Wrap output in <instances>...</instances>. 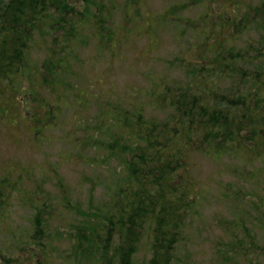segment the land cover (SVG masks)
<instances>
[{
  "label": "rangeland",
  "instance_id": "rangeland-1",
  "mask_svg": "<svg viewBox=\"0 0 264 264\" xmlns=\"http://www.w3.org/2000/svg\"><path fill=\"white\" fill-rule=\"evenodd\" d=\"M186 1L188 7L183 15L194 21L219 8L218 4L211 6L212 0ZM220 1L221 9L226 11L237 0ZM240 1L242 12L250 20L246 19L244 27L236 26L224 33L214 28L213 39L206 42L213 46L212 50L191 36L197 35L195 28H186L184 22H164L169 16L163 15V6L172 5L173 0H64L60 8L48 7L49 11L66 8L78 13L73 19L76 30L71 42L68 40L61 48V41L56 39V45L49 46L55 35L62 40L63 36L55 29V21L43 20L31 36L23 78L17 75L13 84L19 92L8 85L0 87V185L5 191L9 187L4 200L9 209L8 221L0 220V249L7 256L15 254L16 246L21 245L20 257L28 253L25 264H76L74 255L70 259L64 252L37 244L31 238L35 228H41L43 223L50 236L41 238L46 237L60 249L76 244V237L69 234L82 227L78 224L80 212L97 211L117 198L114 194L119 188L113 181L125 176L124 162L129 151L124 157L111 148L107 150L112 133L123 130L125 134L118 138L128 142V124L126 121L122 125L124 120L129 118L131 124L139 112L148 118H165L149 104L143 110L130 108L147 102V91L152 87L190 80L185 74L188 67L183 64L200 61L193 54L200 44H204L205 52L215 51L218 44L217 50L234 47L233 55H238L244 69L253 68L252 60L257 65L256 58L262 54L259 40L264 38V17L258 6L264 0ZM67 14L73 18L69 10ZM222 18L221 21L229 20L227 15ZM225 28H230L229 22ZM216 31L223 35L220 40ZM208 63L218 66L221 62L214 57ZM196 64L201 67L202 61ZM239 70L243 71L241 67ZM254 75L257 74L252 71L249 77ZM218 79L211 77L210 81L215 89L225 92L221 97L243 95L250 99L251 93L231 87L230 78ZM230 101L228 106L235 104ZM208 153H186L185 167L179 170L183 182L173 183L169 192L150 194L161 184L156 179L144 181L140 189L129 186L131 197L154 196V202L163 200L162 208L168 212L171 207L167 199L172 204L180 200L172 202V197H179L171 193L174 188L187 189L182 197L189 196L192 204L179 228L174 227L175 219L170 214L145 223L140 237H128V252H120L113 264L123 263L124 259L125 264H242L235 251L227 254V248L220 247L226 240L233 245L231 232L238 227L230 224L226 228L224 222L236 218L239 210L244 216L245 244L255 241L257 250L264 246V177L260 172L256 176L263 157L244 165L243 154L237 153L239 158L232 152L216 157ZM187 176L195 180L191 187H187ZM162 221L167 222L166 229L181 231L173 249L167 250L168 255L160 247L158 228ZM26 237L28 243L24 242ZM125 240L116 233L111 236L110 246L126 248ZM46 256L48 260L44 261ZM259 259L258 263L249 254L243 263L264 264V252Z\"/></svg>",
  "mask_w": 264,
  "mask_h": 264
},
{
  "label": "trees",
  "instance_id": "trees-1",
  "mask_svg": "<svg viewBox=\"0 0 264 264\" xmlns=\"http://www.w3.org/2000/svg\"><path fill=\"white\" fill-rule=\"evenodd\" d=\"M62 1L64 0H0V87L8 85L13 91L19 92L17 88H13V84L16 83L17 75L23 78L24 66L27 63L26 52L32 39L31 36L33 31L43 24V20L55 21V29L60 31L63 36L62 40L61 36L55 35V40L49 46L56 45V39L61 41V44H58L61 48L68 40L71 42L76 30L73 19L78 13L66 8L56 11L48 9L51 5L60 8ZM68 10L72 13L73 18L71 15L68 16ZM261 13L264 17V10ZM199 31L202 30L199 29ZM215 33L221 35L220 32ZM210 39H213V34ZM208 41L209 39L206 40V42ZM259 45V52L262 54L256 58L257 65L253 63V60L251 61L253 68H243L242 61L237 58L238 55H233L234 47L222 46L223 50H217L218 44L213 49L215 51L204 52L205 58L207 60L211 58L210 61H202L201 67L197 64L191 66L192 69H196L197 73L192 71L194 76L190 82L166 84L147 91L148 101H152L140 102L136 107L130 108L131 111L132 109L143 110L149 104L164 113L165 118L163 120L148 118L144 117L143 112H139L135 114V119L131 124L129 118L123 121L122 125L126 121L128 124V142L120 141L118 137L125 133L122 132L123 130H116L112 133L111 147L110 144L106 147L107 150L111 148L112 151L124 157H128L129 151L128 159L130 160L127 159L124 162L126 165L125 176L121 180L113 181L114 185H117L116 189L119 188V191L116 190L114 194L118 197L111 199L109 204L97 211L82 210L80 212L81 217L78 224L82 227H78L77 232L72 235L69 234V236L76 237V244L60 249L46 237L42 239L41 237L44 235L50 236L45 233L43 223H41V228H35V235L32 234L31 238L47 249L50 247L53 251L64 252L68 255L65 256L70 259L74 255L76 264H113L116 256H120V252H124L125 255L128 252V237H140L145 223L154 222L161 216L170 214L175 219L174 227L181 226L183 217L192 204L189 196L183 195L182 197L183 190L187 189L181 188L179 191L175 188L172 189L171 193L179 195L176 198L172 197V202L179 198L180 200L172 204L167 199V203L171 207L168 212L162 208L163 200L161 203L154 202L155 197L150 195L146 199L141 197L135 199L130 196L128 188L136 185L140 189V184L144 181L156 179L157 184L160 182L161 184L154 192L149 193L156 195L157 192L159 195L169 192L168 187L173 183L178 185L183 182L184 176L183 174L179 176V170L185 167L186 153L206 150L210 156L216 157L232 152L239 158L240 155L237 153H240L243 154L244 165L261 156L263 157L262 166L257 174L255 171V174L257 176L260 172L264 177V65H261V62H264V38L259 40ZM207 46L213 47L208 44ZM253 49L257 51L256 48ZM208 53H212L210 57L206 56ZM214 57L221 62L218 66L208 63ZM204 63L206 65H203ZM235 65L241 67L243 73ZM40 69L44 72L42 67ZM252 71H255L257 75L249 77ZM202 72L204 73L201 74ZM211 77H217L218 80L230 78L231 87L234 90L251 93L250 99L244 98L243 95L238 98H231L229 95L221 97L225 92L220 88L213 87V83L210 81ZM5 78L7 82H5ZM142 93L145 94V92ZM216 95H219V98L215 99ZM13 98L15 97L13 96ZM230 100H233L235 104L228 106V103L232 102ZM164 173L169 176L163 177ZM188 177L187 187H191L195 180ZM164 182H167L165 185L167 189L162 185ZM69 207L67 205L66 208L72 213L73 211ZM172 208H174V212ZM166 224L167 222L162 221L161 228L158 230H161L160 247L168 255L167 250L173 249L181 231L178 228L166 229ZM224 224L226 228L230 224H235L238 227L237 230L231 232L233 245H228V241H225L226 253L235 251L238 260H242L241 258L245 256L246 259L249 254L251 256L253 254L259 263L264 246L257 250L255 241L245 244L242 212L239 210L236 218L226 219ZM116 233L126 238V248L110 246V243L112 244L111 236ZM28 241L29 239L26 237L24 242L28 243ZM19 248L20 256L21 245ZM27 254L25 252L21 257L14 258L4 253V259L12 264H25ZM47 254L51 255L52 253L47 251ZM30 255H33V252H30ZM46 260H48L47 256L44 261ZM29 262H32V257ZM118 264H125V259L123 263Z\"/></svg>",
  "mask_w": 264,
  "mask_h": 264
},
{
  "label": "flooded vegetation",
  "instance_id": "flooded-vegetation-1",
  "mask_svg": "<svg viewBox=\"0 0 264 264\" xmlns=\"http://www.w3.org/2000/svg\"><path fill=\"white\" fill-rule=\"evenodd\" d=\"M211 4H212L211 5L212 7H214L213 4H218L219 5L218 10H215L213 8V10H211L210 12H207L204 17L201 16L200 20L194 21L193 18H190L188 16L186 17L183 15L184 10L188 7L186 0H183V1L173 0V4L170 5L171 8H170V6H167V7L163 6V12H164L163 15L169 16L168 19L164 20V22L174 21L175 23L178 22L180 24L182 22H184L185 23L184 26L186 28H195V30H196L195 33L196 34L198 33V34L197 35H191V36L194 37L195 39H197L200 43H205L207 46L206 40L210 39L211 35L214 34V31H213L214 28L222 29L223 33H224V30H226V29L230 30L236 26L239 27L240 25L242 27H244V24H246L250 20V19H248V15L245 14V11L242 12L243 4H241L240 0H237L236 2L231 3L230 10H226V11H223L221 9V7L223 6V3L220 0H212ZM211 6H210V8L212 9ZM258 8H260L261 11L264 10V4H263V7H261L259 5ZM173 12H175V15L173 14ZM163 15H162V17H163ZM224 15H227L229 17V20L221 21L220 19H223L222 17ZM246 19H248V21ZM239 20H241V21H239ZM226 22H229L230 28H225ZM210 25L212 27H210ZM163 26H165V23L163 24ZM199 29L202 31L198 32ZM216 32L221 33V31H216ZM175 35H176L175 36L176 38L179 37L177 32L175 33ZM207 49L212 50V48H209L208 46H207ZM204 52H205L204 44H200V46H198L195 49V51H193V54L196 58L200 59V61H210L211 58H209V60H207L205 58ZM217 52H219V51H217ZM183 56L185 57V55H183ZM182 60H183V58H182ZM182 60H181V62H182ZM200 61L195 60L194 62H189L190 64L189 63L183 64L185 67H188L185 71V74L187 76L191 77V79L186 81V82H190L192 80V78L194 76V73L192 71L197 73L195 68L192 69L191 64L193 63L194 66H196V62H200ZM181 66H182V64H181ZM212 68H215V67H212ZM219 70H222V69H219ZM201 74H196V75H201ZM1 179H2V177L0 178V182H1ZM3 179H4V177H3ZM5 182L8 184V181H5ZM10 184H13V182H11ZM13 186L14 187L16 186V182H14ZM8 189H9V187H8ZM8 189H7V191H5L4 186L0 185V220H6V221H8L7 217L9 215V209L6 208L4 200H5L6 196L8 195L7 194ZM221 247L226 248L227 246L224 245ZM19 249H20L19 245H17L16 246L17 251L15 252V254L12 255V257H14V258L20 257L19 256ZM4 253L5 252L2 249H0V264H12L10 262H7L4 259ZM245 257L241 258L242 264H244L243 262L245 261ZM7 258H9V257H7Z\"/></svg>",
  "mask_w": 264,
  "mask_h": 264
},
{
  "label": "bare ground",
  "instance_id": "bare-ground-1",
  "mask_svg": "<svg viewBox=\"0 0 264 264\" xmlns=\"http://www.w3.org/2000/svg\"><path fill=\"white\" fill-rule=\"evenodd\" d=\"M99 89V88H98Z\"/></svg>",
  "mask_w": 264,
  "mask_h": 264
}]
</instances>
